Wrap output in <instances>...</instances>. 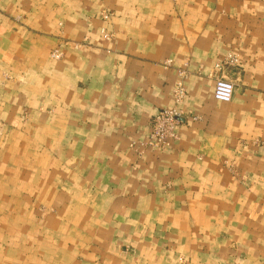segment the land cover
Masks as SVG:
<instances>
[{
    "label": "crops",
    "instance_id": "0c3cea01",
    "mask_svg": "<svg viewBox=\"0 0 264 264\" xmlns=\"http://www.w3.org/2000/svg\"><path fill=\"white\" fill-rule=\"evenodd\" d=\"M262 135L264 0H0V264H264Z\"/></svg>",
    "mask_w": 264,
    "mask_h": 264
},
{
    "label": "built area",
    "instance_id": "2783aa9c",
    "mask_svg": "<svg viewBox=\"0 0 264 264\" xmlns=\"http://www.w3.org/2000/svg\"><path fill=\"white\" fill-rule=\"evenodd\" d=\"M109 16L105 13L102 15L103 20H107ZM105 38L110 36L103 30L101 32ZM62 57L60 49L52 51L51 58L59 60ZM237 57L229 56L227 60L217 62L214 66L215 70L221 71L225 66L237 63ZM172 62L167 60L164 62L165 67H171ZM180 76L186 77L187 71L185 68H179L178 71ZM184 88L181 82H178L174 91V98L176 102H179L184 96ZM234 94V86L231 81L225 77L220 76L215 79L213 89V99L220 103H230ZM180 115L175 109L161 110L152 118L150 124V133L145 144L142 148H152L157 150H168L170 147V141L176 138L175 128L179 125ZM259 144L264 147V139L259 140ZM133 147V146H131ZM180 264H186L183 259L179 261Z\"/></svg>",
    "mask_w": 264,
    "mask_h": 264
},
{
    "label": "rangeland",
    "instance_id": "374dc122",
    "mask_svg": "<svg viewBox=\"0 0 264 264\" xmlns=\"http://www.w3.org/2000/svg\"><path fill=\"white\" fill-rule=\"evenodd\" d=\"M172 2H177V1H184V0H171ZM103 35V34H102ZM81 47V45H76L75 46V48H80ZM56 49H60V47H58V48H56ZM55 49V50H56ZM54 51V50H53ZM60 51H61V49H60ZM62 52V51H61ZM52 53V52H51ZM51 53H50V57H51ZM62 56H63V52H62ZM229 56H232V57H235V55H233V54H228V55H226L225 57H224V59L222 60V61H224V60H227L228 59V57ZM237 57V60H238V56H236ZM62 58V57H61ZM52 59V58H51ZM52 60H54V59H52ZM59 60H61V59H59ZM238 66V62L237 63H233V64H230V65H228V66H225L221 71H217L218 72V75H219V77L220 76H223V77H225L227 80H229V81H231V79H230V77H229V73H230V70L231 69H229V68H234V67H237ZM168 68V67H167ZM177 74H178V77L179 78H177L176 79V81H175V83H174V85H173V88H172V103H173V105H172V107H170V108H163V109H160V110H158V112H160L161 110H165V109H175L178 113H179V115H180V119H179V124H180V122H181V120L182 119H184V120H193V121H196V120H199V117L198 116H196L192 111H183L182 110V105H183V103H184V101H185V98H186V89H185V87H184V83H183V80H185V78L186 77H182V76H180L179 75V73L177 72ZM178 82H181L182 83V86H183V88H184V90H185V92H184V96H183V98L179 101V102H176V100H175V98H174V91H175V88H176V85H177V83ZM232 82V81H231ZM233 84V83H232ZM233 86H234V84H233ZM233 99V98H232ZM232 101V100H231ZM157 112V113H158ZM157 113H156V115H157ZM151 122H152V120H151ZM151 122H150V124H151ZM149 128H150V126H149ZM149 133H150V130H149ZM149 135V134H148ZM147 139H148V136H147ZM262 139H264V135H262V136H260L259 138H257L255 141H254V144H256V145H258V146H260L261 148H263L264 149V147L262 146V145H260L259 144V140H262ZM147 141V140H146ZM145 141V142H146ZM145 142L143 143V144H145ZM142 144V145H143ZM142 147V146H141ZM170 148V147H169ZM144 149H150V148H147V147H145ZM152 149V148H151Z\"/></svg>",
    "mask_w": 264,
    "mask_h": 264
}]
</instances>
